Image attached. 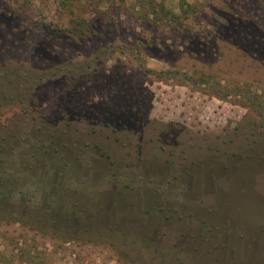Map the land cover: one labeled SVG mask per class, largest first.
I'll use <instances>...</instances> for the list:
<instances>
[{"label":"rangeland","instance_id":"obj_1","mask_svg":"<svg viewBox=\"0 0 264 264\" xmlns=\"http://www.w3.org/2000/svg\"><path fill=\"white\" fill-rule=\"evenodd\" d=\"M60 1L0 0V150L77 168L0 264H264V0Z\"/></svg>","mask_w":264,"mask_h":264},{"label":"trees","instance_id":"obj_2","mask_svg":"<svg viewBox=\"0 0 264 264\" xmlns=\"http://www.w3.org/2000/svg\"><path fill=\"white\" fill-rule=\"evenodd\" d=\"M109 2H118V4H122L124 3V0H110ZM60 3L62 6L67 8L73 6L72 0H61ZM34 144V142L30 143L31 147L33 148V150H31L30 152L28 150H24L22 154L20 153L18 162L16 159L17 157L15 159H12L10 157L11 154H9V149L0 150V204L2 203V201L8 202L9 199L11 200V198H13V196L15 195L14 190L18 186L26 183L27 177H31L33 178V180L38 179L37 182L35 181L36 183L43 181L42 185H44V191L42 195L49 196L50 189L55 186L53 178H55V181H62L61 179H63L65 174H67V176H69L70 174L72 176L75 175L72 170H76L77 168L71 169L67 164L66 173L65 171H63V169H61L62 172H57V170L51 167L54 165L56 159V156L52 155L51 150L46 151V154H49L48 158L47 156H43L44 160H38L37 158L39 156L37 155V149H34L37 145L35 146ZM45 158H47V160H45ZM59 160H61V156H59ZM56 176H58V178H56ZM47 187H49V189H47ZM22 198V202H24L23 205L26 206V200L24 197ZM58 202L59 207L56 208L52 206V208H54L56 211L58 210V212H64L65 210H67V204L63 203L62 200H59ZM0 207L2 209V207L4 206ZM3 210V214L0 215L1 222L6 221L7 223H15L21 221L14 218L13 211H9L8 207L3 208ZM55 210H53V212L58 213ZM22 216H24V214H22Z\"/></svg>","mask_w":264,"mask_h":264}]
</instances>
